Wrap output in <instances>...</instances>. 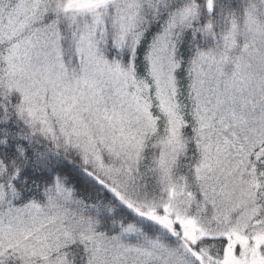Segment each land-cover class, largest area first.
I'll list each match as a JSON object with an SVG mask.
<instances>
[{"label":"snow or ice","instance_id":"obj_1","mask_svg":"<svg viewBox=\"0 0 264 264\" xmlns=\"http://www.w3.org/2000/svg\"><path fill=\"white\" fill-rule=\"evenodd\" d=\"M0 264H264V0H0Z\"/></svg>","mask_w":264,"mask_h":264}]
</instances>
